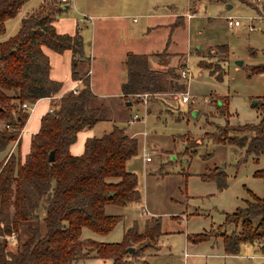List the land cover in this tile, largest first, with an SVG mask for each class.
Listing matches in <instances>:
<instances>
[{"label": "trees", "instance_id": "trees-1", "mask_svg": "<svg viewBox=\"0 0 264 264\" xmlns=\"http://www.w3.org/2000/svg\"><path fill=\"white\" fill-rule=\"evenodd\" d=\"M27 1L0 0V36L5 33L6 21L16 17ZM63 11L58 0H43L20 19L12 36L0 42V153L6 152L9 144L16 149L0 162V264H74L92 255L110 259L111 264H130L129 258L157 249L158 218L145 219L142 230L134 223L124 230L119 243L80 238L82 228L105 235L122 219L121 215H107L105 206L123 207L140 200L136 176L125 170L126 161L137 152V141L126 135L123 127L114 125L100 137L87 138L81 155L69 153L77 132L104 119L105 103L89 88V59L84 55L81 35L78 31L58 34L54 29L52 23ZM42 47L58 53L70 51V77L80 82L77 94L68 91L51 99L60 94L61 83L50 79L49 60ZM158 55L166 54L163 51ZM149 58L147 54H127L124 58L125 79L120 86L124 101L137 103L130 97L143 93L185 92L186 80L179 76L185 64L154 70ZM208 72L222 79L218 72ZM260 72H264V65L250 68V74ZM179 80L183 81L180 85ZM44 98H50L52 110L40 117L37 131L29 137L28 151L22 155L19 135L29 113L21 110V104L34 105ZM255 107L262 111L257 124L226 122L203 136L243 148L245 157L264 154V103L257 100ZM242 131L251 136L235 134ZM184 149L188 151L189 145ZM51 151L54 159L49 162ZM254 176L264 182V169L254 172ZM200 178L216 182L218 190L226 187L222 167H214ZM248 194L250 200L243 207L224 213L223 223L239 227V231L214 234L212 229L189 235L188 239L201 243L219 236L225 255L237 254L241 243L261 240L264 194ZM12 233L14 241L9 240ZM128 248L133 251L128 253ZM140 264L147 262L140 260Z\"/></svg>", "mask_w": 264, "mask_h": 264}, {"label": "rangeland", "instance_id": "rangeland-1", "mask_svg": "<svg viewBox=\"0 0 264 264\" xmlns=\"http://www.w3.org/2000/svg\"><path fill=\"white\" fill-rule=\"evenodd\" d=\"M162 1L180 15H193L186 28L192 37V52L186 55V66L181 69L189 73L185 91L190 99L182 103V92L143 93L130 97L133 102L138 100L133 107L120 103L117 108L115 101L97 97L105 103L104 119L98 126L118 118L117 124L125 123L126 131L137 141V152L126 161L125 170L135 174L140 200L123 207L105 206L107 215H121L122 219L105 235L82 228L80 238L119 243L124 230L134 223L142 230L145 219L156 217L160 230L157 249H147L142 257H137L147 264H264V237L241 243L235 255L224 254L219 236L201 243L187 237L212 229L214 234L239 231V227L223 223L224 213L243 207L250 200L248 191L256 197L264 194L263 179L254 176V172L264 169V154L245 157L243 148L216 143L203 136L205 132H213L215 125L226 122L257 124L262 115L260 107L253 106V102L264 103V72L250 74V68L264 65V21L254 19V30L249 31L247 26L251 21L246 19L256 16L254 9L264 12V0ZM35 2L30 0L29 4ZM228 16L238 19L240 26L228 27ZM13 21L8 23L7 32L11 31ZM197 39L217 46L195 49ZM176 47V50L183 48L180 38ZM209 69L222 75V79L211 76ZM182 82L179 80L177 84ZM135 104L141 109L136 110ZM41 110L39 105L32 114L28 131L37 127ZM133 114H138L139 119L129 124ZM235 134L251 136L247 131ZM28 143L29 137L24 134L21 152L28 150ZM185 143L190 148L186 152ZM13 146L9 144L7 153H0V162L8 152L16 150ZM145 154L150 157L149 162L145 161ZM217 166L225 174L223 190L217 189L216 182L200 178V174ZM128 260L130 264H140L136 258ZM74 264H111V260L92 255Z\"/></svg>", "mask_w": 264, "mask_h": 264}, {"label": "crops", "instance_id": "crops-1", "mask_svg": "<svg viewBox=\"0 0 264 264\" xmlns=\"http://www.w3.org/2000/svg\"><path fill=\"white\" fill-rule=\"evenodd\" d=\"M29 1L22 6L16 17L6 21L5 33L0 36V42L12 36L17 30L20 19L33 12L43 0H36L33 4H29ZM63 9L64 11L52 23L56 33L73 35L78 31L84 43V55L89 59L87 71H89L88 79L91 92L107 102L115 101L117 108L120 103L124 105L126 103L121 99L120 86L125 79L123 60L127 54H147L150 56L151 69L164 70L177 68L180 63L186 66V55L192 52V37L186 28L188 19L193 15L190 13L180 15L174 8H168V5H165L162 0H71L69 4L63 6ZM254 10L256 16L261 14L264 17L263 11ZM255 20L263 22L264 18ZM10 21H13L11 31L7 32V25ZM252 21L249 25L253 27ZM179 38L181 45L185 48L181 49L182 52L179 49L176 50ZM195 45V49H199L203 45L207 48L217 46V44L203 43L199 39L195 40ZM42 50L49 60L50 79L61 83L60 94L55 98L57 99L61 94L70 91L78 84V81H73L70 77L71 53L68 50L58 53L46 47H42ZM163 51L166 55H158ZM42 102L46 105H43ZM49 102L50 98H44L34 103L21 138L24 134L30 137L37 131L39 121L37 127L32 131L27 130L31 116L40 105L42 107L38 115L40 120V117L49 109ZM126 107H133V104ZM135 109L141 108L135 104ZM118 120L117 118L112 121H104L106 124L98 126L99 123H102L99 121L91 128L77 132L75 142L69 146V153L72 156L81 155L87 138L100 137L108 133L114 125L123 127L126 135L132 137V134L126 131L125 123L118 125ZM96 126L98 128L94 129ZM26 152L21 153L24 155Z\"/></svg>", "mask_w": 264, "mask_h": 264}, {"label": "built area", "instance_id": "built-area-1", "mask_svg": "<svg viewBox=\"0 0 264 264\" xmlns=\"http://www.w3.org/2000/svg\"><path fill=\"white\" fill-rule=\"evenodd\" d=\"M70 1H71V0H58V2H59L62 6H65V5L69 4ZM254 19H261V16H260V15H259V16H255V17H251V16H249V17H247L246 20H248V21H252V20H254ZM226 24H227V26H229V27H231V28H232V27H238V26H240V21H239L238 19H233V18H231V17L228 16V17L226 18ZM247 28H248L249 31L254 30V27L250 26L249 24H248ZM88 72H89V71H87V75H88ZM179 76H180L182 79H185V80L190 79V77H189V73H188L187 71H184V70H180V72H179ZM188 81H189V80H188ZM77 83H78V84H77L76 86H74L73 88H71V90H70V92H72L73 94H77L78 91H79L80 82H77ZM144 95H146V94H144ZM55 98H56V96H53L51 99H55ZM189 99H190V97H189V95H188V93H187L186 91L181 93L180 100H181L182 103H186V102H188ZM32 109H33V105H29V104H27L26 102H24V103L21 104V110H22V111L28 112V113L30 114V112L32 111ZM51 110H52V108H51V106H50L49 109H48V111L51 112ZM138 117H139V116H138L137 114H133V115H131L130 118H129L128 123H132L133 121H136V120L138 119ZM23 128H24V127H23ZM23 128H22L21 131H20V135H19V137L21 136V134H22V132H23ZM143 134L145 135V133H143ZM144 150H145V149H144ZM145 152H146V151H144V153H145ZM145 161H146V162L150 161V157L147 156V154H145ZM14 237H15V235L12 233V234L9 236V240H10V241H13V240H14Z\"/></svg>", "mask_w": 264, "mask_h": 264}, {"label": "water", "instance_id": "water-1", "mask_svg": "<svg viewBox=\"0 0 264 264\" xmlns=\"http://www.w3.org/2000/svg\"><path fill=\"white\" fill-rule=\"evenodd\" d=\"M237 64H238V65H241V62H237ZM125 105H126V106H130L131 103H130V102H126ZM256 105H257V101L253 102V106H256ZM53 159H54V157H53V151H51V152L49 153V155H48V161H49V162H52ZM127 250H128V253H131V252L133 251V248H128Z\"/></svg>", "mask_w": 264, "mask_h": 264}]
</instances>
